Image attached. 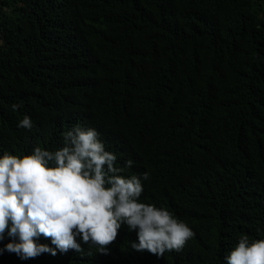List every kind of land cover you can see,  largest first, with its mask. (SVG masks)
Here are the masks:
<instances>
[{"label":"trees","instance_id":"16d2710c","mask_svg":"<svg viewBox=\"0 0 264 264\" xmlns=\"http://www.w3.org/2000/svg\"><path fill=\"white\" fill-rule=\"evenodd\" d=\"M0 41V148L95 127L125 174L149 173L141 199L195 233L160 258L122 227L107 255L0 264H222L241 234L264 238V0H0Z\"/></svg>","mask_w":264,"mask_h":264},{"label":"clouds","instance_id":"9594fccd","mask_svg":"<svg viewBox=\"0 0 264 264\" xmlns=\"http://www.w3.org/2000/svg\"><path fill=\"white\" fill-rule=\"evenodd\" d=\"M11 108L16 112L21 105ZM17 128L31 131L32 118L23 115ZM133 164L128 159L120 165L99 130L81 122L54 147L0 148V255L26 262L45 253L82 254L83 245L107 255L122 227L135 233L128 242L137 253L160 258L183 251L193 229L166 207L141 199L149 173L125 174ZM221 261L264 264V238L241 234Z\"/></svg>","mask_w":264,"mask_h":264}]
</instances>
